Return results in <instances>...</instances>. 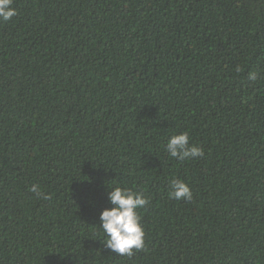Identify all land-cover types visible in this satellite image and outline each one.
Segmentation results:
<instances>
[{
  "label": "trees",
  "instance_id": "obj_1",
  "mask_svg": "<svg viewBox=\"0 0 264 264\" xmlns=\"http://www.w3.org/2000/svg\"><path fill=\"white\" fill-rule=\"evenodd\" d=\"M13 7L0 21V264H264V0ZM183 132L203 157L167 153ZM173 179L190 201L169 197ZM116 186L149 199L131 257L99 229Z\"/></svg>",
  "mask_w": 264,
  "mask_h": 264
},
{
  "label": "clouds",
  "instance_id": "obj_2",
  "mask_svg": "<svg viewBox=\"0 0 264 264\" xmlns=\"http://www.w3.org/2000/svg\"><path fill=\"white\" fill-rule=\"evenodd\" d=\"M16 15L13 0H0V21H10ZM248 78L255 81L258 73L251 72ZM166 151L172 158L178 160L204 156L203 148L190 146L187 132L172 135L166 144ZM170 187V198L187 201L192 199V191L184 181L173 179ZM30 191L39 198L48 199L39 191L38 185H32ZM108 199L112 207L103 210L99 217V229L106 236L105 247L120 256L131 257L134 251L144 247L145 233L138 210L148 205L149 199L145 198L142 192H134L130 188L120 186L110 189Z\"/></svg>",
  "mask_w": 264,
  "mask_h": 264
}]
</instances>
